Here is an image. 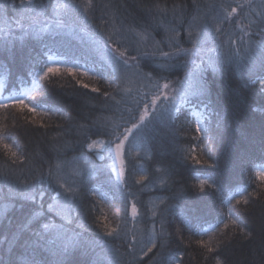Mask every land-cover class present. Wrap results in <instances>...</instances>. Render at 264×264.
<instances>
[{"label":"snow or ice","instance_id":"6c2138e0","mask_svg":"<svg viewBox=\"0 0 264 264\" xmlns=\"http://www.w3.org/2000/svg\"><path fill=\"white\" fill-rule=\"evenodd\" d=\"M254 2L255 0H243V2L232 0L231 3H227L226 0H219L210 6L205 5L210 8L209 14L212 15V20L205 17L199 32L193 33L192 25L188 21L191 12L184 4H173L172 18L169 20V9L161 8L159 3L128 5L127 0L123 3L117 0L111 6L120 14V22L122 26L127 27L128 31L139 29L151 36L152 33L159 34V30L163 29L165 32L174 33L169 37L171 42L165 43L162 40L157 42V47L153 51L141 50L132 42L126 43L125 39L120 42L113 41L112 36H105L104 31L101 30L93 33L90 36L92 44L81 50V55L86 58L91 70L97 74V78L112 81L108 84V89L111 91H102L99 87L91 88L92 93L103 97L101 103L92 110L93 112L121 111L120 101L116 100L113 92L120 91L122 79L129 75L141 80H150L154 72L159 76L163 72L173 73L180 69L184 70L183 79L170 80L166 76H159L164 82L158 83L151 94L145 93L141 99L137 100L135 108L126 109L127 118L121 115L122 124L109 127L103 117H94L90 113L80 112L77 115L83 123L75 125L69 123L68 127L60 124L54 130L59 136L71 137L64 140L60 147H57L55 143L51 144L57 158L66 156L70 151L87 155L84 152L86 148L101 162L99 165H94L92 169L97 179L104 175L106 170L104 162L114 157L111 171L116 173V181L119 183H112L101 195L107 197L111 194L113 198L119 199L124 212L122 221L125 225L129 222V217L132 221H137L141 216L138 208L139 200L129 201L132 195L130 188L133 185L125 180L126 171L131 175L125 160V145L130 138L131 140L140 138L151 142L157 137H169L178 143L177 137L185 130V125L191 129L194 124L196 135L193 139L203 142L204 137H207L210 143L215 144L218 138L222 137L226 124L225 118L213 102L210 77L213 73L222 75L226 65L237 64L252 73L245 86L258 92L262 101L261 110H264V11L256 12L255 17L250 18L251 13L248 10H254ZM108 6L103 3L96 4L94 0H87L83 7L74 0H67L66 3H60V0H3L0 3V57L9 63H17L26 75L32 76L33 90L38 89L37 95L40 99H35L28 93L21 96H6L0 98V109H15L21 114H31L25 117L29 125L35 123L34 118L37 116L59 112L60 109L54 103L45 99L49 94L48 88L40 86L38 81L50 83L51 77L62 71L71 74L83 88H89L87 83L78 79L80 76H89L87 69L79 65L62 69L53 61L49 53H54L64 46V38L68 34L66 30L74 32L76 23L82 22L84 27L88 28L96 19L95 15L89 16L90 12H101V23H107L103 14ZM129 7H133L135 11H129ZM258 7L264 9V0H260ZM190 8L197 13L193 20L198 19L200 6L196 0H192ZM62 10L63 15H61ZM158 16L163 19H158ZM245 20L248 21L247 24L244 23ZM186 24L187 29H185ZM213 24L223 26L213 27ZM181 30L188 31V37L192 42L191 49L180 46L177 38L180 37ZM83 31L84 28L81 29V32ZM97 36L99 39H96ZM255 37H259L260 40L253 47L251 42ZM210 40L216 43L217 47L224 49V52L216 58L209 57L207 61L199 57L200 64L187 58L189 53L192 56H196L198 52L205 53L206 45ZM114 44L118 46L113 47ZM120 47H125V50L121 51ZM164 47L169 48V51H165ZM181 53L185 54L183 64L180 63ZM242 53H244L243 57ZM157 56L163 62L156 63ZM44 57H47L46 62ZM153 63L155 67H151ZM145 67H150L151 70L146 72ZM252 76L257 78L253 79ZM256 85H259V88ZM190 117L197 119L194 122ZM67 119L70 122L73 117L69 116ZM40 127L47 126L41 123ZM98 137H107V139H98ZM12 139L19 144L15 132ZM10 147L9 144L4 145L5 149ZM100 149L104 150L103 153ZM11 155L16 157L17 153L12 152ZM181 159L185 163L203 165L212 169L220 166L219 156L214 162H210L213 158L209 156L205 159L203 155L197 154L196 147L191 149L190 154L183 155ZM259 159L264 162V140L261 142ZM245 160L246 157L241 156L237 150L234 156L226 158L223 174L209 179H200L198 185L193 186L199 202H193L183 209L182 215L193 224L199 222L210 208L205 197H216L219 193H224L226 189L240 183L232 177L234 168H238L241 173H244L247 168L248 180L254 183L250 172L254 161L245 163ZM16 164L17 160H13L10 167ZM19 166L22 168L23 162H20ZM53 167L56 169L55 172L52 170ZM60 169V163L50 165L47 175L41 171L39 175L33 174L31 179H13L7 172H0L6 186V192L0 194V228L5 227L11 211L24 213L15 230H10L11 237L8 231L0 235V252L8 255L7 260L0 259V264H120L114 258V254L112 259L107 256L95 262L87 259L90 245L93 243L88 234L95 232L99 236V233L97 229L86 223L87 216H84L82 220V206L89 196H96L97 190L83 178L80 181L79 190L73 189L67 180L62 181L59 178ZM156 171L159 172L160 169ZM166 171L168 180H159L158 183L153 181V185L167 192L176 185V177L179 173L171 166H168ZM86 175L87 179L92 181V174ZM257 176L261 182H264V171L258 172ZM107 179L111 181L112 178L109 175ZM146 180H148L147 176L140 175L139 180H135L134 183L142 185V182ZM206 186L211 189V192L205 191ZM101 187L104 185L101 184ZM248 187L251 185L249 184ZM248 187L244 189L248 195L241 194L240 199L236 200L237 205H249L250 197L256 195L255 189L248 192ZM142 188L143 185L141 190ZM179 195V191L173 192L171 197L165 199H175ZM165 199H162L161 203H165ZM221 204H223L222 198ZM95 206L94 201H89L88 212L90 213ZM170 208V204H165L164 212L167 213ZM229 220L232 225H237L236 219L230 216ZM97 221H99V227L106 229L105 236L113 239L120 238L125 242L126 249L132 256L129 264H143L145 257H148V264H182V256L177 257L167 246L164 232L166 220L163 215L160 218V231L156 232L154 228L142 242L137 241L135 235L129 239L126 232L121 237L116 228H110L107 225L106 218L96 217L93 222ZM223 227L227 229L229 224L223 223ZM109 228L110 230H107ZM217 230H219L218 226ZM176 231L179 233L181 229L177 228ZM241 232L246 239L253 237V233L245 231L244 228H241ZM140 243L143 246L140 248V255L137 256L136 249ZM197 243L206 249L209 256L215 257V264H226V257L219 258L226 244L222 243L214 248L203 240ZM17 248L20 249L19 252L16 251Z\"/></svg>","mask_w":264,"mask_h":264},{"label":"trees","instance_id":"16d2710c","mask_svg":"<svg viewBox=\"0 0 264 264\" xmlns=\"http://www.w3.org/2000/svg\"><path fill=\"white\" fill-rule=\"evenodd\" d=\"M2 2L3 0H0V3ZM66 2L67 0H60V3ZM74 2L83 7L86 5L87 0H74ZM115 2L117 0H94L96 4L109 5L104 9L103 14L107 23H101V12H90L89 16L95 15L96 19L88 28H85L82 22L76 23L74 32L66 30L68 34L65 35L64 46L54 53H49V55H52L53 61L62 69L77 65L87 69L89 76H80L78 79L83 83H87L89 88H83L71 74L62 71L60 74L51 77L50 83L38 81L40 86L48 88L49 94L45 99L50 103H54L60 109L59 112L37 116L34 118L35 123L29 125L25 117L31 114H21L19 110L15 109H0V172H7L13 179H31L33 174L39 175L41 171L47 175L50 165L54 166L59 162H67L78 156L92 157V153H89L85 148L84 152L87 155L70 151L66 156L62 155L58 159L56 152L52 151L51 144L55 143L57 147H60L64 140L71 137L57 135L56 131H54L56 126L62 124L68 127L69 123L73 125L83 123L77 115L80 112L90 113L94 117H103L109 127L122 124L121 115L123 114L124 118H127L125 110L135 108L137 100L141 99L145 93L151 94L158 83L162 84L164 82L159 76H166L170 80L183 79V69L173 73L163 72L159 76L154 72L153 78L150 80H141L138 77L129 75L122 79L120 91L118 93L113 92L116 100L120 101L121 111L116 113L92 111L95 106L101 103L103 97L97 93H92L91 88L99 87L102 91H111V89H108V84L112 83L111 79L107 81L98 79L97 74L91 70L86 58L81 55V50L92 44L90 36L93 33L103 30L104 35L112 36L113 41L120 42L125 39L126 43L132 42L141 50L148 51L155 50L159 41L171 42L169 37L174 35V33L165 32L163 29L159 30V34L152 33L151 36L139 29L128 31L127 27L122 26L120 22V14L111 6ZM119 2L123 3L124 0H119ZM214 2H219V0H196V3L200 6L198 18L200 20H193L197 13L190 8L192 0H127L128 5L159 3L161 8L167 7L169 9V20L172 18L171 9L173 4H184L188 11L191 12V15L188 16L189 23L192 21L199 23L205 17L211 21L210 8L205 7V5L210 6ZM226 2L231 3L232 0H226ZM259 3L260 0H255L254 10H248L251 13L250 18H254L256 12L264 11V9L258 7ZM129 11L135 10L133 7H129ZM61 15H63V10ZM158 19H163V17L158 16ZM247 22V20L244 21L245 24ZM222 26L213 24V27ZM82 28H84L83 32H81ZM187 28L188 25L186 24L185 29ZM153 36L154 39H152ZM181 37L182 39H180ZM96 39H99V37L97 36ZM177 39H179L182 48H192L188 31L181 30L180 37ZM259 40V37H255L251 42L252 46L255 47ZM116 46L118 44L113 45V47ZM160 47H163V45H160ZM207 49L211 50L208 51ZM120 50L124 51L125 47H120ZM164 50L169 51V48L164 47ZM222 52H224V49L217 47V44L210 40L206 45L205 53L198 52L193 58L189 57V53L187 58L194 60L196 64H200L199 57H203L207 61L209 57L216 58ZM241 55L243 57L244 53ZM184 59L185 54L181 53V64H183ZM44 61H47V57H44ZM161 62L163 61L157 56L156 63ZM155 66V63L151 65V67ZM150 70V67L144 68L146 72ZM251 75L252 73L247 69H242L237 64H231L226 65V70L222 75L213 73L210 77L212 80L213 102L225 118L226 124L222 137L218 138L215 144L210 143L207 137H204L203 142L193 139L196 135L194 124L191 129L185 125V130L177 137L178 143L169 137H157L151 142L140 138L135 140L130 138V141L139 144L142 148L139 156L125 155L126 164L128 169L131 170V175L126 171L125 180L133 185L130 188L132 195L129 197V201L139 200L140 202L138 208L141 216L137 221H132L129 217V222L125 225L122 221L124 212L121 209L119 199L113 198L111 194L107 197L101 195L102 192L107 191L109 185L119 183L116 181V177L110 167H107L104 175L98 179L95 174L92 178V181H96L95 183L90 180H84L97 190L96 196H89L84 200L82 206V220L84 216H87L86 223L97 229L99 233V236L95 232L88 234L93 241L87 256L89 261L95 262L105 256L112 259L113 254L120 264H129L132 260V256L129 255L126 249L125 242L120 238L113 239L105 236L104 231L106 229L98 226L99 221L93 222L96 217L106 218L107 225L110 228H116L121 237L126 232L129 239L132 235H135L137 241L142 242L147 239L154 228L156 232L160 231V218L163 215L166 220L164 232L167 246L177 257L182 256V264H215V257L209 256L206 249L197 243L200 240L214 248L222 243L226 244L227 246L223 248L219 257L220 259L226 257V264H264V182H261L257 176L258 172L264 171V162L259 159L261 142L264 140V110H261L262 101L258 92H254L245 86L246 82H248V77ZM252 78L255 79L257 77L252 76ZM32 81V76L26 75L17 63H9L3 57H0V98L21 96L24 93H28L35 99H40L37 95L38 89L33 90ZM256 87L259 88V85H256ZM69 116L73 117L70 122L67 119ZM190 118L194 122L197 119L196 117ZM181 120H183V117H181ZM41 123L47 127L41 128ZM14 132L19 144L12 139ZM98 139L106 140L107 137H98ZM5 144H9L11 147L5 149ZM193 147H196L197 154L203 155L205 159L211 156L213 159L210 162H214L215 158L219 156L220 166L217 169H212L203 165L185 163L181 157L190 154ZM237 150H239L241 156L246 157L245 163L254 161L250 172L255 182L252 183V181L248 180L249 170L247 168L244 173H241L238 168H234L232 177L240 181V183L230 189H226L224 193H219L216 197H205L204 199L210 207L209 211L204 213L203 218L199 222L195 224L189 222L182 215V210L193 204V202H199L193 186L198 185L200 179H209L210 177L223 174L225 172L226 158L234 156ZM12 152H16L17 156L13 157L11 155ZM13 160H17V164L10 167ZM93 160L95 161V159ZM20 162H23L22 168L19 166ZM100 163H94L92 169L94 165H99ZM168 166L174 167L179 175L176 177V185L172 187L171 191L166 192L154 186L153 181L157 183L159 180L167 181L166 169ZM156 169H160V171L157 172ZM52 170L55 171V168L53 167ZM109 175L112 178L111 181L107 179ZM140 175L148 177V180L142 182V190L141 184L134 183L135 180H139ZM80 181L81 179L78 180L75 188L77 191L80 187ZM101 184L104 187H101ZM249 184L251 187H248ZM147 185L150 186L148 187ZM245 187H248V192H252L255 189L256 195L250 197L251 202L249 205H237L236 200L240 199L241 194L248 195V193L244 192ZM177 191L180 192V195L175 199H165L171 197L172 193ZM205 191L211 192V189L206 186ZM4 192H6V186L3 183V177L0 176V194ZM155 197L159 198L160 201L153 210L150 201ZM221 198L223 204H221ZM162 199H165V203H161ZM89 201H94L96 205L90 213L88 212ZM165 204L171 205L167 213L164 212ZM25 211H27V208H25ZM153 213H155V216H153ZM23 215L24 213L22 212L11 211L9 220L5 222V227L0 228V235L8 231L9 237H11L10 230H15ZM230 216L232 219L237 220V225L231 224ZM241 217H243V222H241ZM153 221H155V224H153ZM223 223H228L229 227L225 229ZM217 226L219 230H217ZM110 228L107 230H110ZM177 228L181 229L179 233L176 231ZM241 228H244L245 231H251L253 237L246 239L241 232ZM142 246V243L137 245V256L140 255ZM5 247L7 246L5 245ZM16 251L19 252L20 249L17 248ZM0 259L7 260L8 255L0 252ZM143 264H148V257H145Z\"/></svg>","mask_w":264,"mask_h":264},{"label":"rangeland","instance_id":"374dc122","mask_svg":"<svg viewBox=\"0 0 264 264\" xmlns=\"http://www.w3.org/2000/svg\"><path fill=\"white\" fill-rule=\"evenodd\" d=\"M200 20V19H198ZM203 23V21H199V23H195L194 21L191 22V29L193 33H197L199 32V27L200 25ZM189 57L193 58V56L191 54H189ZM95 150H93L94 152ZM103 149H100V152L103 153ZM142 152V148L141 146H139V144L133 142V141H129L126 142L125 145V155L128 156H139ZM95 159V161L93 160ZM113 160H107L105 161V165L106 168L110 167L112 169V165H113ZM97 162V163H96ZM100 161L98 158L94 157L92 155V157L89 156H78L70 161L67 162H59L61 164V169L59 170V178H61V180H67L68 184L71 185V187L73 189L76 188L77 186V182L80 179H84V180H88L87 179V175L88 173L92 174V178L95 176V172L91 171L93 164H98ZM110 165V166H109ZM118 167V165H117ZM56 171V169H55ZM54 171V172H55ZM113 175L116 177V173L113 172ZM73 181H75V183H73ZM148 187L150 185H147ZM160 199L159 198H152L150 201V205L153 208V210L157 207L158 203H159Z\"/></svg>","mask_w":264,"mask_h":264}]
</instances>
